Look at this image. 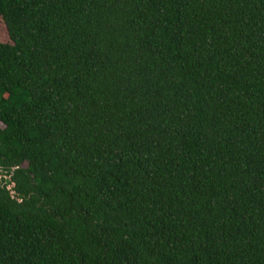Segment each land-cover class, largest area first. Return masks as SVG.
<instances>
[{
	"label": "trees",
	"instance_id": "trees-1",
	"mask_svg": "<svg viewBox=\"0 0 264 264\" xmlns=\"http://www.w3.org/2000/svg\"><path fill=\"white\" fill-rule=\"evenodd\" d=\"M0 20V264H264V0Z\"/></svg>",
	"mask_w": 264,
	"mask_h": 264
},
{
	"label": "rangeland",
	"instance_id": "rangeland-1",
	"mask_svg": "<svg viewBox=\"0 0 264 264\" xmlns=\"http://www.w3.org/2000/svg\"><path fill=\"white\" fill-rule=\"evenodd\" d=\"M0 42H8L6 30L1 20H0Z\"/></svg>",
	"mask_w": 264,
	"mask_h": 264
},
{
	"label": "water",
	"instance_id": "water-1",
	"mask_svg": "<svg viewBox=\"0 0 264 264\" xmlns=\"http://www.w3.org/2000/svg\"><path fill=\"white\" fill-rule=\"evenodd\" d=\"M11 185H13V184H11ZM8 187H9V186H8ZM9 194L12 196L13 192H12V191H9Z\"/></svg>",
	"mask_w": 264,
	"mask_h": 264
}]
</instances>
